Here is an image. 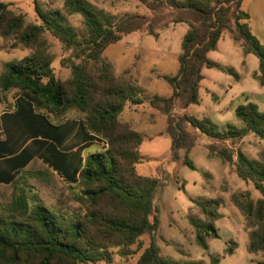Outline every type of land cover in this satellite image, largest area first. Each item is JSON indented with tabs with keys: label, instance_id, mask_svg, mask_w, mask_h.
Listing matches in <instances>:
<instances>
[{
	"label": "trees",
	"instance_id": "1",
	"mask_svg": "<svg viewBox=\"0 0 264 264\" xmlns=\"http://www.w3.org/2000/svg\"><path fill=\"white\" fill-rule=\"evenodd\" d=\"M135 1L146 5L155 15L151 19L137 15L115 21L91 0H65V12L46 10L35 1L41 23L33 24L0 2V36L14 42L13 49L31 51L21 63L3 65L0 89L16 92L19 105H28L45 123H50L49 117L71 109L80 111L89 140L101 139L108 145L105 151L92 153L83 162L80 149L75 156L62 151L67 134L59 127H54L52 133L43 132L51 143L38 139L36 131L33 136L37 138H28L30 145L44 150L37 157L29 146L19 153L14 145L9 146L10 141L0 142V264L111 263L112 249H128L145 235L150 236L151 242L135 264H206L204 260L180 263L160 254L156 243L160 222L154 215L159 180L138 173L144 138L121 120L129 103H142L138 99L142 91L128 73L117 76L104 56L110 45L134 32L146 30L157 39L155 28L166 7L172 10L174 23L189 25L182 39L178 72L161 76L171 87V95L149 101L166 116L170 159L195 170L189 154L196 146V135L200 133L222 143L212 145L209 155L233 166L238 177L252 184L261 195L257 201L249 193L241 198L235 195L233 203L247 220L259 224L250 232L249 253H264V161L251 160L228 146L236 145L248 134L264 141V112L253 102L237 106L235 115L243 122V128L230 124L220 127L207 117L198 119L186 113L190 106L200 103L205 68L220 69L239 80L233 69H223L207 57L216 49L224 31L229 32L245 55L253 54L259 59V70L254 76L264 85V45L248 25L250 16L241 9L244 0ZM73 15L84 20L81 34L67 24L68 16ZM46 33L71 52V73L66 81L55 76L54 58L44 47ZM189 129L193 130V137ZM193 203L205 217L204 221L191 220L196 243L208 249L206 238H219L215 222L221 218L220 203ZM225 253L232 255L234 249L227 248ZM210 259L212 264H219L221 256Z\"/></svg>",
	"mask_w": 264,
	"mask_h": 264
},
{
	"label": "rangeland",
	"instance_id": "2",
	"mask_svg": "<svg viewBox=\"0 0 264 264\" xmlns=\"http://www.w3.org/2000/svg\"><path fill=\"white\" fill-rule=\"evenodd\" d=\"M35 1L46 10L57 9L65 12V0H0L8 4L15 14L24 15L27 23L40 24L35 12ZM91 2L115 21L137 15L151 19L155 15L146 5L135 0ZM241 9L249 14L248 25L264 45V0H244ZM173 16L169 7L163 10L159 17L161 22L155 28L159 34L157 39L146 30L138 31L110 45L104 52L117 76L128 73V77L138 81L142 91L138 99L145 104L154 97H166L171 93V87L161 76H173L178 72L182 39L189 25L174 23ZM67 24L74 27L79 34L82 33L84 20L80 15L68 16ZM43 40L47 53L54 58L52 67L55 76L66 81L71 73V52L65 50L48 33L43 36ZM13 43L4 41L0 36V73L5 63H21L31 54L30 50L13 49ZM207 57L223 69H233L239 75V80L220 69L205 68L200 84V103L190 106L186 113L198 119L207 117L220 127L230 124L243 128V122L235 115L237 106L253 102L264 112V85L254 76L259 70V59L253 54L245 55L242 47L232 39L228 31L223 32L216 49L209 52ZM15 96L16 92L5 93L0 89V113L9 111ZM69 111L52 116L53 121L63 120L67 114L73 118L84 117L78 110ZM145 111V114L140 113L138 116L140 119L145 116L146 124L141 121V125L150 128L147 134H142L144 141L140 148L141 163L137 166V171L141 176L159 180L154 196V215L160 222L156 243L161 256L180 263L204 260L206 264H212L211 256H221L219 264H264V253L251 254L248 251L250 232L257 229L259 224L247 220L233 203L235 195L241 198L243 194L249 193L254 201L259 200L261 195L252 184L238 177L233 166L225 164L217 156L209 155L212 145L222 146V143L218 144V141L198 133L196 146L189 154L195 170L183 167L178 161L170 159L171 140L161 134L167 128L164 116L160 113L151 116V111ZM188 132L193 137V130L189 129ZM148 133L154 136L149 138ZM96 146V150H101L100 145ZM228 146L235 153L241 151L251 160L264 161V141L253 134L246 135L236 145L228 143ZM76 190L79 191L78 185ZM194 200H217L220 203L221 218L215 222L219 238L207 237L208 249L196 243V231L191 220L204 221L205 217L193 203ZM150 242V236L145 235L138 244L128 249L115 247L111 250L112 262L98 264H135ZM231 247L234 253L227 255L225 251Z\"/></svg>",
	"mask_w": 264,
	"mask_h": 264
},
{
	"label": "crops",
	"instance_id": "3",
	"mask_svg": "<svg viewBox=\"0 0 264 264\" xmlns=\"http://www.w3.org/2000/svg\"><path fill=\"white\" fill-rule=\"evenodd\" d=\"M171 93H168L166 97H169ZM19 104L18 100L15 99L14 103L10 105L9 111L0 113V142L5 143L10 141L9 146L13 147L12 145H14V149L19 153L29 146V151L35 155V157L39 156L44 150L38 145H30L31 139L28 140V138H32L33 140V137H38L40 140H46L51 143L52 141L48 140L47 136L43 135V132L47 134L49 130L50 133H52L54 127L61 128L63 133L67 134L62 144V151H66L75 156V152L80 149V156L83 162L88 155L105 151L108 147L107 143L101 139L89 140V133H87L83 127V119L81 117L73 118L67 114L66 118L63 120L55 122L52 117H49L50 123H45L38 117V115H40L38 112H32L28 105L21 106ZM145 110L151 111V116L157 113L159 114V112L150 105V102L147 104L143 102L141 104L129 103L121 114V120L130 124L135 131L141 134L146 132L145 134H147L150 127L141 125V121L146 124V117L141 116V120L138 116L140 113L145 114L147 112ZM165 117L166 116H164V119H166ZM34 131H36L37 137L33 136ZM39 131L42 133H38ZM148 134L150 135L149 138L154 136L151 133ZM161 134L166 136L165 131ZM96 145H100L101 150H96Z\"/></svg>",
	"mask_w": 264,
	"mask_h": 264
}]
</instances>
